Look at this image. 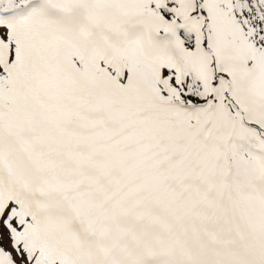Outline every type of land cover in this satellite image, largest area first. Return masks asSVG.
I'll list each match as a JSON object with an SVG mask.
<instances>
[{"label":"snow or ice","instance_id":"6c2138e0","mask_svg":"<svg viewBox=\"0 0 264 264\" xmlns=\"http://www.w3.org/2000/svg\"><path fill=\"white\" fill-rule=\"evenodd\" d=\"M0 264H264V0H0Z\"/></svg>","mask_w":264,"mask_h":264}]
</instances>
